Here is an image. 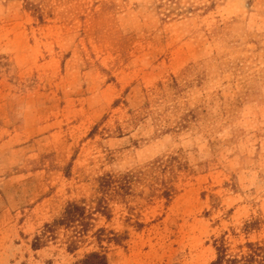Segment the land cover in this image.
<instances>
[{
  "label": "rangeland",
  "instance_id": "374dc122",
  "mask_svg": "<svg viewBox=\"0 0 264 264\" xmlns=\"http://www.w3.org/2000/svg\"><path fill=\"white\" fill-rule=\"evenodd\" d=\"M70 202L95 212L80 248H33ZM223 241L264 245V0H0V264Z\"/></svg>",
  "mask_w": 264,
  "mask_h": 264
},
{
  "label": "trees",
  "instance_id": "16d2710c",
  "mask_svg": "<svg viewBox=\"0 0 264 264\" xmlns=\"http://www.w3.org/2000/svg\"><path fill=\"white\" fill-rule=\"evenodd\" d=\"M98 208L101 210L100 206ZM98 208L96 210L100 212ZM94 214L95 212H88V208L83 203H68L62 216L53 222L46 223L41 234L35 236L33 248H40L47 240L55 238L59 229L66 228L73 232L68 250L70 252L78 250L85 236L94 227L91 222ZM99 231L102 232L104 229ZM246 247V252L230 254L223 241L217 246V258L210 264H264V245L258 242H248ZM76 264H109V261L105 251L97 250L88 252Z\"/></svg>",
  "mask_w": 264,
  "mask_h": 264
}]
</instances>
